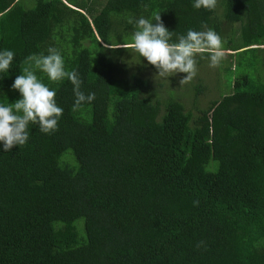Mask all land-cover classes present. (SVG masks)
<instances>
[{"label": "trees", "instance_id": "obj_1", "mask_svg": "<svg viewBox=\"0 0 264 264\" xmlns=\"http://www.w3.org/2000/svg\"><path fill=\"white\" fill-rule=\"evenodd\" d=\"M193 4L0 0V52L14 53L0 105L22 98L14 80L49 48L95 93L73 111L72 83L35 70L63 113L54 132L30 122L24 145L0 143V264H264V0ZM157 14L174 41L206 24L224 59L197 54L180 86L186 74L158 82L134 49L105 48ZM210 88L228 92L205 108Z\"/></svg>", "mask_w": 264, "mask_h": 264}, {"label": "clouds", "instance_id": "obj_2", "mask_svg": "<svg viewBox=\"0 0 264 264\" xmlns=\"http://www.w3.org/2000/svg\"><path fill=\"white\" fill-rule=\"evenodd\" d=\"M217 0H194L196 9L212 10L216 7ZM155 23L146 18L135 21L136 31L133 33L132 42L129 44H106L105 48L134 49L143 59L154 66L159 77H168L177 73L186 74L180 79V86L189 83L197 74V54H208L210 67H217L225 57L222 38L213 29L202 24L203 31L188 30L186 35L173 37L175 32H170L161 20V15L154 16ZM129 23H133L129 19ZM14 59L10 50L0 52V73L7 72ZM23 74L18 75L12 84V89L17 90L21 99L8 106L0 105V143L3 151L9 152L14 147L24 145L29 139L27 131L29 123L39 125L43 133L57 130L58 120L63 109L56 103L55 90H50L35 74L39 69L45 73L49 80L59 82L67 78L74 86L75 103L73 111L78 110L82 104L91 103L95 93L87 95L82 92V81L77 71H66L64 60L55 48H49L48 54L29 55ZM198 201L194 205H198ZM203 243V242H201ZM199 246V245H198Z\"/></svg>", "mask_w": 264, "mask_h": 264}, {"label": "rangeland", "instance_id": "obj_3", "mask_svg": "<svg viewBox=\"0 0 264 264\" xmlns=\"http://www.w3.org/2000/svg\"><path fill=\"white\" fill-rule=\"evenodd\" d=\"M230 53V52H229ZM157 79H158V82H165L166 83V79H165V77H160V78H158L157 77ZM180 79L181 78H179V77H177V80H178V83H179V81H180ZM194 82H195V80H194ZM168 83V82H167ZM187 84H189V83H187ZM187 84H185V85H187ZM223 84V83H222ZM179 85H180V83H179ZM184 85V86H185ZM169 86L171 87V86H173V83H170L169 84ZM211 89V88H210ZM160 91H162V88H160L159 89ZM211 90H213V91H211V94H210V96L209 97H206V99L203 101V103H202V105L206 108L209 104H210V100H213V99H215V98H217L218 96H219V94H221V93H227L228 92V90L227 89H223L222 90V92L221 93H219V89L217 88V89H215V88H212ZM183 101V100H182ZM210 101V102H209ZM190 104H187V108L189 109L190 108ZM193 109V108H192ZM193 111H194V109H193ZM195 112V111H194Z\"/></svg>", "mask_w": 264, "mask_h": 264}, {"label": "water", "instance_id": "obj_4", "mask_svg": "<svg viewBox=\"0 0 264 264\" xmlns=\"http://www.w3.org/2000/svg\"><path fill=\"white\" fill-rule=\"evenodd\" d=\"M74 8V7H73Z\"/></svg>", "mask_w": 264, "mask_h": 264}]
</instances>
